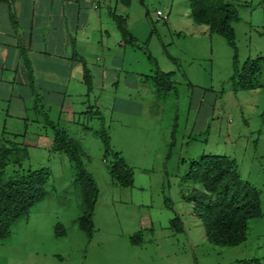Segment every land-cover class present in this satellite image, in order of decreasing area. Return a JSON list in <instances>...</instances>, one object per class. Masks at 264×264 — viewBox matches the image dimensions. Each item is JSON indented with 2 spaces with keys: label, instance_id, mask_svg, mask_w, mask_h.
<instances>
[{
  "label": "rangeland",
  "instance_id": "rangeland-1",
  "mask_svg": "<svg viewBox=\"0 0 264 264\" xmlns=\"http://www.w3.org/2000/svg\"><path fill=\"white\" fill-rule=\"evenodd\" d=\"M227 1L240 12L234 24L237 58L240 69L253 61L252 89L234 81V49L195 19L190 0H133L123 16L132 42L127 44L110 15L90 8V27L77 49L93 63L104 53L121 72L119 83L110 76L96 79L88 94L85 84L68 80V95L79 110L75 119L64 112L67 105L53 102L58 94L39 90L41 104L25 96L27 118L7 116L11 101L0 98V147L19 142L28 153L20 168L50 171L43 199L0 240V264H264V0ZM172 70V79L163 73ZM60 82L52 89L62 93ZM115 96L140 104L138 116L115 109ZM47 117L81 143L83 164L96 180L91 239L78 223L86 208L84 190L74 182L68 156L51 149L55 131ZM103 126L112 149L134 171L131 187L112 177L115 160L105 156L96 133ZM211 156L234 159L259 194L263 213L250 221L247 239L237 246L209 240L203 187L190 179L197 161ZM14 168L11 161L7 174ZM176 215L182 232L172 224Z\"/></svg>",
  "mask_w": 264,
  "mask_h": 264
},
{
  "label": "trees",
  "instance_id": "trees-1",
  "mask_svg": "<svg viewBox=\"0 0 264 264\" xmlns=\"http://www.w3.org/2000/svg\"><path fill=\"white\" fill-rule=\"evenodd\" d=\"M190 2L195 19L199 23L208 25L210 34L225 37L234 49V81L245 90L252 89L250 74L256 72L253 61L246 62L244 67L242 66L243 69H240L237 58L238 47L234 24L240 20L238 7L227 0H190ZM117 22L123 34L127 36L121 21L117 19ZM167 74L172 78L171 72ZM237 78H240L238 82ZM100 118L103 121V117ZM47 122L55 131L53 149L68 156L76 175L74 182L84 190L86 208L78 223L80 228L88 232L91 239L92 215L98 190L96 180L87 172L83 164L86 154L81 143L70 137L50 119H47ZM96 133L102 140L105 156L111 154L115 160L109 165L115 183L124 188L131 187L134 184V171L131 165L120 151L112 149L111 135L105 126ZM27 158V150L19 142L0 148V240L9 237L12 225L27 216L33 205L43 199L46 191L50 171L20 168L18 164ZM11 161L15 168L7 174V167ZM190 179L203 187L200 198L205 204L203 216L209 240L218 246L242 244L247 239L250 221L260 217L263 212L257 190L249 181L243 180L236 161L226 156L203 158L197 161ZM169 200L166 198L168 205H170ZM172 224L175 231L184 230L183 221L178 215L175 216ZM249 264L259 263L253 260L249 261Z\"/></svg>",
  "mask_w": 264,
  "mask_h": 264
},
{
  "label": "crops",
  "instance_id": "crops-1",
  "mask_svg": "<svg viewBox=\"0 0 264 264\" xmlns=\"http://www.w3.org/2000/svg\"><path fill=\"white\" fill-rule=\"evenodd\" d=\"M132 4L133 0H0V98L11 101V111L7 116L22 114L19 118H27L24 97L41 104L40 90V94H58L59 99L53 102L65 108L67 105L64 112L73 114L75 119L79 110L73 101L74 95H68V80L74 85L85 84L87 94L93 91L96 79L110 76L111 80L119 83L117 76L121 70L115 68L104 53L93 63L92 58H87L77 46L83 31L90 27V8L102 10L106 18L110 15L118 28L119 19L127 30L123 16L129 15ZM105 31L109 36L108 30ZM122 35L125 44L132 43L128 42L127 36ZM147 55L154 59L152 54ZM170 72L174 78V70L163 73ZM140 75L147 82L150 81L149 75ZM60 79L65 87L62 93L52 89L55 86L62 87V82L57 83ZM117 97H114L113 102L115 109L124 115L138 116L140 104L131 101L130 97ZM54 153L61 155L59 151L54 150Z\"/></svg>",
  "mask_w": 264,
  "mask_h": 264
},
{
  "label": "clouds",
  "instance_id": "clouds-1",
  "mask_svg": "<svg viewBox=\"0 0 264 264\" xmlns=\"http://www.w3.org/2000/svg\"><path fill=\"white\" fill-rule=\"evenodd\" d=\"M227 2H229V1H227ZM230 3V2H229ZM230 4H233V3H230ZM233 5H235V4H233ZM158 11H161V10H158ZM158 11H157V13H156V15H157V19H161L162 17H163V12L161 11V15H158ZM164 18H167V16H164ZM206 25V24H205ZM208 26V25H207ZM235 26V25H234ZM208 29H209V27H208ZM234 29H235V27H234ZM236 31V30H235ZM212 35V34H211ZM172 79V78H171ZM47 119H49L48 117H47ZM48 123V122H47ZM53 144H55V140H54V143ZM54 146V145H53ZM54 150V149H53ZM117 151V150H116ZM121 152V151H120ZM122 154V153H121ZM123 155V154H122ZM124 156V155H123ZM126 159V158H125ZM127 161V160H126ZM128 162V161H127ZM191 169V168H190Z\"/></svg>",
  "mask_w": 264,
  "mask_h": 264
},
{
  "label": "built area",
  "instance_id": "built-area-1",
  "mask_svg": "<svg viewBox=\"0 0 264 264\" xmlns=\"http://www.w3.org/2000/svg\"><path fill=\"white\" fill-rule=\"evenodd\" d=\"M158 15H161V11H158Z\"/></svg>",
  "mask_w": 264,
  "mask_h": 264
}]
</instances>
